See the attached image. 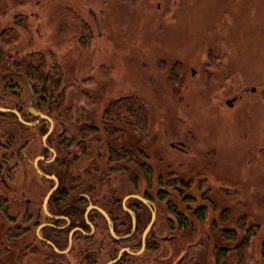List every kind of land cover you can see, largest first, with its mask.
<instances>
[{"label": "rangeland", "instance_id": "1", "mask_svg": "<svg viewBox=\"0 0 264 264\" xmlns=\"http://www.w3.org/2000/svg\"><path fill=\"white\" fill-rule=\"evenodd\" d=\"M4 31L0 49L38 60L46 76L56 73L47 81L59 87L67 129L81 118L101 127L109 105L127 97L145 105L149 127L137 133L140 192L189 217L187 241L202 246L197 264H213V243L229 248L234 264L228 251L238 242L246 264H264V0H0ZM176 142L184 148H171ZM199 205L207 210L203 223L191 217ZM166 209L157 216L159 232ZM8 229L0 221V244L19 234ZM99 235L96 241L107 242ZM4 250L7 264L95 258L59 259L43 247Z\"/></svg>", "mask_w": 264, "mask_h": 264}, {"label": "flooded vegetation", "instance_id": "2", "mask_svg": "<svg viewBox=\"0 0 264 264\" xmlns=\"http://www.w3.org/2000/svg\"><path fill=\"white\" fill-rule=\"evenodd\" d=\"M87 12L100 34L96 14ZM0 35L2 44L7 36ZM19 53L0 49V221L19 233L7 236L14 242L0 248L43 247L59 259L72 255L82 261L95 255L93 264L103 252L104 264H197L202 246L187 241L189 217L169 208L168 200L140 192V132L104 113L101 127L81 118L73 123L75 130L67 129L59 87L46 81L38 60L35 65ZM93 142L102 146L93 148ZM170 147L182 150L184 144ZM166 206L168 219L159 232L157 216ZM206 211L199 205L191 217L203 223ZM99 234L107 242L96 241ZM241 245L228 251L234 252V264H246L236 254ZM212 249L213 264H229V248L213 243Z\"/></svg>", "mask_w": 264, "mask_h": 264}, {"label": "trees", "instance_id": "3", "mask_svg": "<svg viewBox=\"0 0 264 264\" xmlns=\"http://www.w3.org/2000/svg\"><path fill=\"white\" fill-rule=\"evenodd\" d=\"M51 75L49 79L53 78V75H56V73ZM172 81L174 80L172 79ZM104 116H108V119L111 121H123V123L131 125L133 129L142 134L146 133L149 127V116L146 107L135 98L127 97L110 104L104 112ZM3 251L6 250L0 248V264H7V260L5 262V255L8 258V251H6L5 255Z\"/></svg>", "mask_w": 264, "mask_h": 264}, {"label": "water", "instance_id": "4", "mask_svg": "<svg viewBox=\"0 0 264 264\" xmlns=\"http://www.w3.org/2000/svg\"><path fill=\"white\" fill-rule=\"evenodd\" d=\"M254 90H255L254 88L251 89L252 92H253ZM261 93H262V96L264 97V88L262 89ZM236 99H237V96L233 97L232 99H228V100H226V101H225L226 106L231 107L232 104H233V102H234ZM179 145L182 146L181 143H180ZM172 146H174V145H172ZM46 243H49V242L46 241ZM49 244H50V243H49ZM54 250L57 251L56 249H54ZM119 258H120V255L117 257V259H119ZM117 259H116V260H117Z\"/></svg>", "mask_w": 264, "mask_h": 264}]
</instances>
